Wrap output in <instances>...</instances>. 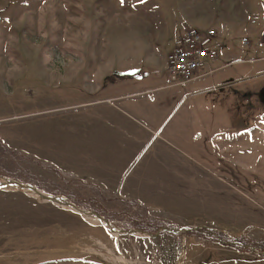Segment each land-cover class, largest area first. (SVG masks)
Here are the masks:
<instances>
[{"label":"rangeland","instance_id":"rangeland-1","mask_svg":"<svg viewBox=\"0 0 264 264\" xmlns=\"http://www.w3.org/2000/svg\"><path fill=\"white\" fill-rule=\"evenodd\" d=\"M188 28L218 56L172 84ZM263 31L264 0H0V178L122 230L1 187L0 264H264Z\"/></svg>","mask_w":264,"mask_h":264},{"label":"built area","instance_id":"built-area-1","mask_svg":"<svg viewBox=\"0 0 264 264\" xmlns=\"http://www.w3.org/2000/svg\"><path fill=\"white\" fill-rule=\"evenodd\" d=\"M222 34V31L214 28H188L180 32L174 41L173 49L167 55L169 81L181 84L198 77L200 74H197V71L202 69L209 59L218 56V44L215 40ZM260 39L264 42V31ZM244 42H247L246 38ZM211 72L212 69H209L202 74Z\"/></svg>","mask_w":264,"mask_h":264},{"label":"water","instance_id":"water-1","mask_svg":"<svg viewBox=\"0 0 264 264\" xmlns=\"http://www.w3.org/2000/svg\"><path fill=\"white\" fill-rule=\"evenodd\" d=\"M7 180H9L11 183L17 184L19 186V188L31 189V190L35 191L37 193V195L40 198H42L43 200H45V201H50V202L57 203V204H62V205H65V206H71L72 208H75V210L78 211V212H81V211L84 212V210H81L75 204L71 203L70 201L64 200L60 196H49V195L43 193L42 191H40L39 189L35 188L34 186L24 185V184H22V183H20L18 181L10 179V178H8ZM90 212L95 214L100 220L104 221L105 224L107 226H109V230L112 231V227L110 226V223L108 222V220H106L104 217H102L101 215H99V214H97V213H95L93 211H90Z\"/></svg>","mask_w":264,"mask_h":264},{"label":"bare ground","instance_id":"bare-ground-1","mask_svg":"<svg viewBox=\"0 0 264 264\" xmlns=\"http://www.w3.org/2000/svg\"><path fill=\"white\" fill-rule=\"evenodd\" d=\"M1 187H15L16 189L19 187L17 184H15V183H11L9 180H6V179H2V178H0V188ZM23 190H25L29 195H33V196H37V197H39L38 195H37V193L35 192V191H33V190H31V189H23ZM72 208V207H71ZM81 210H84V212H79L80 214H82L83 216H84V218L85 219H87V220H89L90 222H96V221H100V222H102V223H104L105 224V222L104 221H102V220H100L95 214H93V213H91L88 209H83V208H80ZM72 210H74V211H76L75 210V208H72ZM78 212V211H77ZM105 226L109 229V226H107L106 224H105ZM111 231V230H110ZM118 230H116V229H114L113 227H112V231H111V234L112 235H116V232H117Z\"/></svg>","mask_w":264,"mask_h":264},{"label":"crops","instance_id":"crops-1","mask_svg":"<svg viewBox=\"0 0 264 264\" xmlns=\"http://www.w3.org/2000/svg\"><path fill=\"white\" fill-rule=\"evenodd\" d=\"M35 187H36V186H35ZM36 188H38V187H36ZM38 189H40L42 192H44V193H46V194H48V195H51L50 192H47V191L43 190L42 188H38ZM59 195L62 196V197H64V198H66L65 195H62V194H59ZM66 199H67V198H66ZM76 206H77V204H76Z\"/></svg>","mask_w":264,"mask_h":264},{"label":"flooded vegetation","instance_id":"flooded-vegetation-1","mask_svg":"<svg viewBox=\"0 0 264 264\" xmlns=\"http://www.w3.org/2000/svg\"><path fill=\"white\" fill-rule=\"evenodd\" d=\"M19 182V181H18ZM20 183H22V182H20ZM24 184V183H23ZM24 185H29V184H24ZM15 190H18V189H15Z\"/></svg>","mask_w":264,"mask_h":264}]
</instances>
